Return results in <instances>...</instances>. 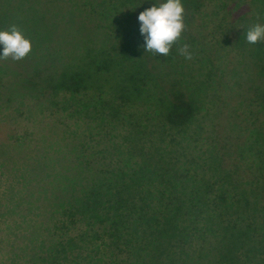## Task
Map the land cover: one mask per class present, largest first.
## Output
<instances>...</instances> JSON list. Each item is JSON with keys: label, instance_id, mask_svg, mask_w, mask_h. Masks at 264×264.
I'll return each mask as SVG.
<instances>
[{"label": "trees", "instance_id": "obj_1", "mask_svg": "<svg viewBox=\"0 0 264 264\" xmlns=\"http://www.w3.org/2000/svg\"><path fill=\"white\" fill-rule=\"evenodd\" d=\"M156 2L0 0L32 42L0 60V264H241L264 241V0H182L167 57L142 47Z\"/></svg>", "mask_w": 264, "mask_h": 264}, {"label": "clouds", "instance_id": "obj_2", "mask_svg": "<svg viewBox=\"0 0 264 264\" xmlns=\"http://www.w3.org/2000/svg\"><path fill=\"white\" fill-rule=\"evenodd\" d=\"M185 8L182 0H159L153 6L141 11L138 15L140 33L145 43L146 52L167 57L174 45L181 40L186 28ZM246 42L257 44L264 42V24L256 23L246 32ZM0 60L11 58L20 61L32 50V42L16 24L7 30H0ZM185 59H193L190 45L182 44L178 49Z\"/></svg>", "mask_w": 264, "mask_h": 264}, {"label": "rangeland", "instance_id": "obj_3", "mask_svg": "<svg viewBox=\"0 0 264 264\" xmlns=\"http://www.w3.org/2000/svg\"><path fill=\"white\" fill-rule=\"evenodd\" d=\"M0 52H2V46H0ZM4 118L0 119V142L7 145V139H5L8 136V125H9V116L10 114V106L8 103H5L2 107ZM242 252L239 250L237 255L242 256ZM249 258V259H247ZM241 264H264V241L259 243L258 248L252 250V251H245V256L242 258ZM234 264V262H233ZM236 264V261H235Z\"/></svg>", "mask_w": 264, "mask_h": 264}]
</instances>
